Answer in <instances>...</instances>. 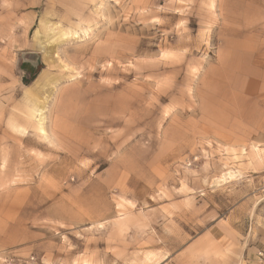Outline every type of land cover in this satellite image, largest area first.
I'll use <instances>...</instances> for the list:
<instances>
[{
  "label": "rangeland",
  "instance_id": "374dc122",
  "mask_svg": "<svg viewBox=\"0 0 264 264\" xmlns=\"http://www.w3.org/2000/svg\"><path fill=\"white\" fill-rule=\"evenodd\" d=\"M263 238L264 0H0V264H264Z\"/></svg>",
  "mask_w": 264,
  "mask_h": 264
},
{
  "label": "crops",
  "instance_id": "0c3cea01",
  "mask_svg": "<svg viewBox=\"0 0 264 264\" xmlns=\"http://www.w3.org/2000/svg\"><path fill=\"white\" fill-rule=\"evenodd\" d=\"M207 239L218 244L221 248H226L228 243L230 245L231 242L233 243V241L235 242L236 240L233 234H230V229L228 226L226 227L223 224L221 225L217 222L209 228L207 232Z\"/></svg>",
  "mask_w": 264,
  "mask_h": 264
},
{
  "label": "bare ground",
  "instance_id": "6f19581e",
  "mask_svg": "<svg viewBox=\"0 0 264 264\" xmlns=\"http://www.w3.org/2000/svg\"><path fill=\"white\" fill-rule=\"evenodd\" d=\"M85 31V30H84ZM38 112H39V110H38ZM35 111H30L29 112V115H30V118H35ZM38 114V113H37ZM36 129H37V131L39 132V133H42L43 135H44V129H43V127H42V123H41V118H40V116H39V120L37 121V123H36ZM45 137V136H44ZM46 138V137H45Z\"/></svg>",
  "mask_w": 264,
  "mask_h": 264
}]
</instances>
